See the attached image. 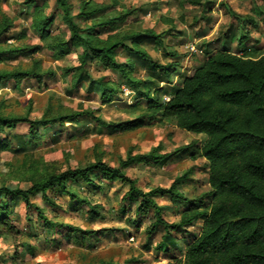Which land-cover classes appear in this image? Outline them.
Here are the masks:
<instances>
[{
    "label": "rangeland",
    "instance_id": "1",
    "mask_svg": "<svg viewBox=\"0 0 264 264\" xmlns=\"http://www.w3.org/2000/svg\"><path fill=\"white\" fill-rule=\"evenodd\" d=\"M24 1L0 0V28L5 23L11 27L0 38V72L34 70L37 63L44 76L41 83L31 77L20 84L2 82L0 116L39 121L46 113L75 112L79 117L62 126L37 127L35 141L24 123L0 132V143L6 140L10 144L7 150H0V188L25 191L49 175L98 161L117 168L127 155H145L153 149L157 156L167 158L162 163L133 164L124 171L134 181L135 190L144 194L168 189L175 178L184 174L186 178L177 189L181 201L157 197L153 199L155 208L142 209L141 199L136 192L130 194L126 183L107 182L96 172L89 174L88 182H69L65 194L55 188L29 196L48 221L90 233L87 235L48 229L24 209L19 198L7 203L0 195V207L6 205L4 218H0V264H167L182 258L199 236L203 221L173 231L164 229L157 219L167 226L177 225L188 204L201 197L203 207L210 206L208 164L200 157L205 136L184 132L173 120L160 118L133 131L112 127L145 112L146 101L138 99V93L154 94L165 103L211 54L263 55L264 0H69L73 21L81 30L90 24L89 19L77 18L82 3L99 10L93 22L130 13L112 33L140 36L137 49L151 63L167 68L168 78L161 71L148 70V62L142 67L134 54L136 48L127 42V48L117 51L116 61L134 69L136 84L128 97L122 87L130 86L95 61H88L85 69L91 87L88 82L73 86L74 73L65 70L77 67L81 49L68 47L61 58L48 49L68 38L55 0H37L33 5ZM226 7L237 18L230 17ZM36 13V20L51 22L48 39H42L32 27ZM98 31L101 38L109 32ZM148 31L160 37L159 41L148 39ZM11 49L18 52L7 54ZM103 85L116 89L109 103L100 99Z\"/></svg>",
    "mask_w": 264,
    "mask_h": 264
},
{
    "label": "trees",
    "instance_id": "2",
    "mask_svg": "<svg viewBox=\"0 0 264 264\" xmlns=\"http://www.w3.org/2000/svg\"><path fill=\"white\" fill-rule=\"evenodd\" d=\"M37 0H25L24 4L33 5ZM69 0H55V6L62 14V22L67 29L68 38L65 42L51 44L48 49L57 51L58 58L63 50L81 49L77 56V67L66 69L67 74L73 72L71 84L78 86L92 81L86 75L88 61H95L103 70L119 74L129 90L134 88L132 78L134 69L129 63H118L116 53L127 48L129 42L136 50L143 67L153 71H161L167 78V68H160L151 63L143 51L138 50L140 36L134 34H113L115 26L123 23L130 13L119 14L116 17L99 22H93V16L99 10H90L86 3H82L77 18L89 19L90 24L81 30L73 21L70 13ZM189 2V1H188ZM230 17L237 16L226 7ZM39 14V13H38ZM35 14L32 27L42 39L49 38V20H36ZM10 24H3L0 28V38L10 30ZM100 31H109L105 38H101ZM148 39L158 42V36L146 32ZM133 51V50H132ZM7 54L18 51L11 49ZM174 56V55H173ZM34 70L0 72V84L14 81L20 84L23 80L33 78L41 83L44 73L39 64L35 63ZM176 65H171L173 68ZM46 74V73H45ZM48 74V73H47ZM132 88V89H131ZM116 89L103 85L100 96L102 103H109ZM138 99H145V112L133 121L114 125L118 130L133 131L140 129L145 123H152L156 118L173 120L178 129L195 134L204 135L206 140L200 148V157L208 164L207 184L210 188V206L203 207V197L189 203L177 225L167 226L159 218L157 223L166 230L180 231L202 220L199 236L190 243L182 258H173L167 264H264V54L253 57L247 53L242 56L228 51L211 54L200 64L189 77L183 79L181 87L165 102L161 103L154 94L138 93ZM79 115L70 112L67 115L43 114L39 121H29L23 118H4L0 116V132L5 128L20 123L28 125V133L32 140H37V127L51 124L64 125L75 120ZM10 147L8 141L0 143V150ZM157 149L145 155H127L120 161L117 168L105 166L101 162L88 164L83 168L66 170L59 174L33 182L30 189L8 190L0 188V195L7 203L19 198L28 213L36 215L37 219L48 229L59 228L70 234L87 235L67 225H54L46 219L43 213L35 207L29 196L36 191L45 192L58 189L65 194L66 185L77 179L89 181L91 172L99 173L107 182L121 181L130 188V194L136 192L141 199L140 207L155 208L153 199L169 197L171 200L181 201L177 189L183 184L186 175L174 179L168 189L156 188L147 193H140L134 189V181L129 179L124 171L133 164L162 163L167 155L157 156ZM70 196V195H69ZM187 206V205H186ZM4 209L0 207V218H4ZM95 214V213H94ZM166 242V241H165Z\"/></svg>",
    "mask_w": 264,
    "mask_h": 264
},
{
    "label": "built area",
    "instance_id": "3",
    "mask_svg": "<svg viewBox=\"0 0 264 264\" xmlns=\"http://www.w3.org/2000/svg\"><path fill=\"white\" fill-rule=\"evenodd\" d=\"M120 1H122L123 3H132V2H134L135 0H120ZM191 50L193 51V48L191 47ZM123 89V95L125 96V97H128V96H130L131 94H132V91H130L129 89H127V88H125V87H122ZM132 241V240H131Z\"/></svg>",
    "mask_w": 264,
    "mask_h": 264
}]
</instances>
